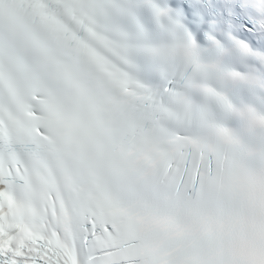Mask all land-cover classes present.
Returning <instances> with one entry per match:
<instances>
[{
  "label": "snow or ice",
  "instance_id": "6c2138e0",
  "mask_svg": "<svg viewBox=\"0 0 264 264\" xmlns=\"http://www.w3.org/2000/svg\"><path fill=\"white\" fill-rule=\"evenodd\" d=\"M0 264H264V0H0Z\"/></svg>",
  "mask_w": 264,
  "mask_h": 264
},
{
  "label": "clouds",
  "instance_id": "9594fccd",
  "mask_svg": "<svg viewBox=\"0 0 264 264\" xmlns=\"http://www.w3.org/2000/svg\"><path fill=\"white\" fill-rule=\"evenodd\" d=\"M248 171L247 170H243L241 169L234 177V183L236 184V186L238 188H240L242 191L245 189V180L248 178ZM257 177L260 176V173L257 172L256 173ZM245 204L247 207H251L250 202H248L247 200H245ZM247 211H245L244 213L241 214L240 216V220L243 221L244 219L247 218ZM248 243V237L246 236L245 232L240 229L238 230L234 236L233 239L231 241V247L234 251L236 252H240L242 251L245 246Z\"/></svg>",
  "mask_w": 264,
  "mask_h": 264
}]
</instances>
